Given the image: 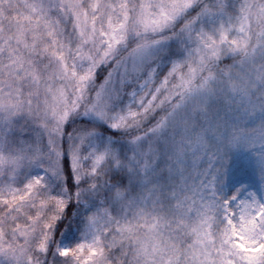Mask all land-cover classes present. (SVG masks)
Listing matches in <instances>:
<instances>
[{"label": "snow or ice", "instance_id": "6c2138e0", "mask_svg": "<svg viewBox=\"0 0 264 264\" xmlns=\"http://www.w3.org/2000/svg\"><path fill=\"white\" fill-rule=\"evenodd\" d=\"M0 261L264 264V0H0Z\"/></svg>", "mask_w": 264, "mask_h": 264}, {"label": "rangeland", "instance_id": "374dc122", "mask_svg": "<svg viewBox=\"0 0 264 264\" xmlns=\"http://www.w3.org/2000/svg\"><path fill=\"white\" fill-rule=\"evenodd\" d=\"M169 43L174 44V42H169ZM100 123L102 124L103 122H100ZM103 127L109 128L117 133V134H111L107 132L104 136V142H107V140L111 137L119 135V130L112 129L107 124H103ZM114 143L121 144V143H126V141L114 140ZM236 157H242L247 160L248 162L247 174L233 176L232 165L230 163L229 164V181L219 186L221 192H223L226 196H231L236 193L237 189L242 190L241 195H246L247 192H250V191L261 190L262 182H261V177H260V171L256 163V158L253 155V153L248 150H239L233 154V159H235ZM38 173L42 175L43 171L39 169H33L29 172H26L25 176L36 175ZM24 178H25L24 176L21 177L22 180ZM94 210H95L94 208H90V209L81 211L80 212L81 215L79 214L80 216L78 215L77 217V218H80L77 224H74V226L72 227H66L64 230L61 231L58 242L62 247L74 246L75 244L82 241L84 225L86 223V217L90 215L91 211H94ZM0 264H2V261H0Z\"/></svg>", "mask_w": 264, "mask_h": 264}, {"label": "trees", "instance_id": "16d2710c", "mask_svg": "<svg viewBox=\"0 0 264 264\" xmlns=\"http://www.w3.org/2000/svg\"><path fill=\"white\" fill-rule=\"evenodd\" d=\"M111 134H117L115 131L106 128ZM69 212H72V208L70 207ZM81 215V214H80ZM79 215V216H80ZM78 215L72 214L71 219H64L58 224V232L61 233L62 230H64L66 227H72L74 224H77V222L80 220V218H77Z\"/></svg>", "mask_w": 264, "mask_h": 264}]
</instances>
